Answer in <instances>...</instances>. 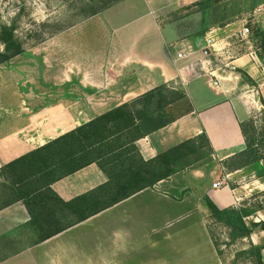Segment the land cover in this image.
Listing matches in <instances>:
<instances>
[{"label": "crops", "instance_id": "obj_1", "mask_svg": "<svg viewBox=\"0 0 264 264\" xmlns=\"http://www.w3.org/2000/svg\"><path fill=\"white\" fill-rule=\"evenodd\" d=\"M203 1L121 0L26 50L15 58L16 67L14 59L0 65V169L158 87L182 92L190 112L138 140L142 159L201 134L212 150L40 243L22 203L0 209V264H221L202 197L223 210L264 194V159L245 167L232 161L231 170L224 165L246 150L247 135L264 129V67L251 60L249 47L241 51L234 24L206 23L195 9ZM210 32L223 41L222 53L207 50ZM106 181L92 164L51 189L70 201ZM216 182L222 188L213 189ZM4 185L0 177V205ZM251 239L262 245L264 232Z\"/></svg>", "mask_w": 264, "mask_h": 264}, {"label": "trees", "instance_id": "obj_2", "mask_svg": "<svg viewBox=\"0 0 264 264\" xmlns=\"http://www.w3.org/2000/svg\"><path fill=\"white\" fill-rule=\"evenodd\" d=\"M119 1L96 6L83 20ZM0 28L2 65L22 55L24 43L17 40L11 29L6 26ZM66 29L54 32L46 39ZM252 35V47L264 66V30L255 31ZM46 39L41 38L40 43ZM236 72L249 86H255L246 74ZM183 100L186 102L182 92L166 94L164 87L155 88L138 101L115 108L14 159L0 169V177L7 183L3 186L4 201L0 209L22 203L30 217L29 224L36 234V242L40 243L198 163L212 153L204 134L171 147L148 161L142 159L135 145L150 132L164 128L190 112L189 106L178 116L166 112L167 108ZM249 125L252 124L244 126ZM262 159L264 129L247 135L246 150L224 162V165L231 170L234 167L232 161H237L239 167H245ZM92 164L97 165L106 176L104 184L70 201H63L52 191V184ZM259 195L264 194L254 195L240 208L223 210L218 209L208 197H202V204L208 213L206 229L221 264H264V243H251L247 248L238 250L231 262H226V254L221 251L222 246H234L238 241L250 239L255 229L264 232L263 221L247 222L257 214L264 216V201L257 200ZM215 227L226 230L227 238L221 233L216 234Z\"/></svg>", "mask_w": 264, "mask_h": 264}, {"label": "rangeland", "instance_id": "obj_3", "mask_svg": "<svg viewBox=\"0 0 264 264\" xmlns=\"http://www.w3.org/2000/svg\"><path fill=\"white\" fill-rule=\"evenodd\" d=\"M110 1L113 0H0V27L6 26L12 30L17 40L24 43L25 53L26 50L39 45L41 38L46 39L54 32L77 24L85 19L93 8ZM195 9L197 13L200 12L202 18L206 17L208 25L214 24V27L221 28L225 24H234L240 29L245 25L250 32L247 39L243 40L238 36L235 39L242 47L241 51L246 50L247 47L254 50L252 33L264 30V0L203 1L197 4ZM2 49L0 41V51ZM16 60H13L15 67ZM21 60L19 61L20 67H22V62L26 61V56ZM186 109L187 104L183 100L178 105L172 106L168 113L178 116ZM262 130L263 127H260L257 131ZM257 200L264 201V195H259ZM256 218L260 220L256 215L247 222L256 221ZM215 232L227 238L226 230L215 227ZM258 233L260 229H255L250 239L238 241L234 246H222L221 251L226 254V262H231L235 252L247 248L252 243L251 238H256Z\"/></svg>", "mask_w": 264, "mask_h": 264}, {"label": "built area", "instance_id": "obj_4", "mask_svg": "<svg viewBox=\"0 0 264 264\" xmlns=\"http://www.w3.org/2000/svg\"><path fill=\"white\" fill-rule=\"evenodd\" d=\"M179 2L183 0H177ZM249 29L247 27L242 26L236 33L235 36L240 37L241 39L245 40L247 39V36L249 35ZM213 32H210L209 35H207L205 44L206 48L209 52H213L214 54H220L224 50V43L221 39H217L215 35H213ZM248 56L251 58V60L258 66H262L261 63L259 62L254 50H252L251 47H249L248 50ZM181 57V55H179ZM213 189H219L222 188V183L221 182H216L212 185Z\"/></svg>", "mask_w": 264, "mask_h": 264}]
</instances>
